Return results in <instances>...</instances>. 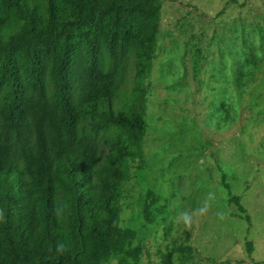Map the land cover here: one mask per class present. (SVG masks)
<instances>
[{"label":"trees","instance_id":"trees-1","mask_svg":"<svg viewBox=\"0 0 264 264\" xmlns=\"http://www.w3.org/2000/svg\"><path fill=\"white\" fill-rule=\"evenodd\" d=\"M161 5L0 0V264H137L136 232L120 215L127 185L146 165ZM130 62L132 88L120 95ZM225 178L227 203L249 222ZM159 201L146 190L148 222L162 213ZM193 251L173 246L162 264Z\"/></svg>","mask_w":264,"mask_h":264},{"label":"rangeland","instance_id":"rangeland-1","mask_svg":"<svg viewBox=\"0 0 264 264\" xmlns=\"http://www.w3.org/2000/svg\"><path fill=\"white\" fill-rule=\"evenodd\" d=\"M233 1L161 0L146 165L127 185L120 215L121 226L136 232L137 264H162L177 245L194 251L174 253L171 264H264V0ZM127 72L120 95L131 91L132 62ZM222 174L249 222L227 203ZM147 189L162 207L152 222L142 213Z\"/></svg>","mask_w":264,"mask_h":264},{"label":"clouds","instance_id":"clouds-1","mask_svg":"<svg viewBox=\"0 0 264 264\" xmlns=\"http://www.w3.org/2000/svg\"><path fill=\"white\" fill-rule=\"evenodd\" d=\"M201 211L203 212L204 209H201ZM0 216H2V213H0ZM182 219H183V223L185 224V226H190L192 217L189 213L187 212L182 213Z\"/></svg>","mask_w":264,"mask_h":264}]
</instances>
